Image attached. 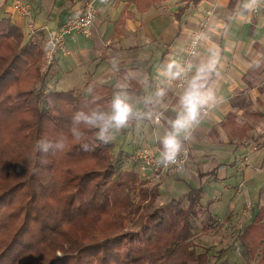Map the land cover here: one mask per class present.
Instances as JSON below:
<instances>
[{
	"label": "trees",
	"instance_id": "trees-1",
	"mask_svg": "<svg viewBox=\"0 0 264 264\" xmlns=\"http://www.w3.org/2000/svg\"><path fill=\"white\" fill-rule=\"evenodd\" d=\"M199 1L186 0L178 13ZM44 54L43 34L28 36L0 19V264H209L193 240L207 174L197 187L156 205L159 187L119 171L99 127L75 122L80 112L111 108V88L91 84L84 96L48 87ZM253 69L264 73V55ZM221 127L240 141L250 130L232 113ZM208 134L217 143L216 130ZM156 146L162 153V142ZM214 225L208 218L201 231ZM236 241L264 264V207L251 210Z\"/></svg>",
	"mask_w": 264,
	"mask_h": 264
},
{
	"label": "crops",
	"instance_id": "crops-1",
	"mask_svg": "<svg viewBox=\"0 0 264 264\" xmlns=\"http://www.w3.org/2000/svg\"><path fill=\"white\" fill-rule=\"evenodd\" d=\"M15 1L0 0V19L8 18L27 34V22L15 8ZM21 1L30 7L34 35L43 34L44 45L48 34L92 2L95 13L90 34L66 38L56 63L48 68V87L76 89L89 96L91 84H102L111 88L112 100L117 92L126 93L134 114L124 127H110L105 134L123 158L130 157L129 149L147 141L162 156L156 143L172 131L186 81L200 61L208 59L209 50H217L218 63L207 81L214 99L200 108L197 121L177 138L180 144L185 137L189 139L186 145L189 143L191 166L206 169L197 179L210 173L218 179L242 178L249 188L261 183L254 196L264 195V73L253 71L264 55V0L250 12L241 7L244 0H200L189 2L181 14L179 8L186 0ZM199 31L198 48L188 59L184 80L177 86L179 79L170 80L163 70L172 60L184 67L188 43ZM161 89L163 95H159ZM110 112L111 108L104 111ZM229 113L235 114L238 123L250 126L244 141L230 139L222 129ZM136 116L140 117L133 121ZM211 128L217 132V143L209 137ZM117 141L121 142L118 148ZM255 206L264 207V201Z\"/></svg>",
	"mask_w": 264,
	"mask_h": 264
},
{
	"label": "rangeland",
	"instance_id": "rangeland-1",
	"mask_svg": "<svg viewBox=\"0 0 264 264\" xmlns=\"http://www.w3.org/2000/svg\"><path fill=\"white\" fill-rule=\"evenodd\" d=\"M139 117L136 116L132 120L136 121ZM253 121L256 122V119H253ZM155 122H157L156 119ZM115 133L120 135L121 131ZM188 140H186V143ZM147 142L137 145L134 149H129L130 155L129 153L126 154L130 157L127 158L118 156L115 146L111 153L115 166L119 171L123 169L125 171L132 170L138 175L139 180L151 179V183L159 187L160 196L156 205L165 203L172 198L177 199L181 194L198 184L197 174L204 173L205 167L191 166L189 156L188 162L180 172H163L159 174L160 168L157 167L156 163L161 160L162 156L157 153L154 144H147ZM109 144L113 146L111 142ZM114 144L118 148L121 142L117 141ZM153 152L159 157L155 158ZM146 153V157H142V154L145 155ZM144 158H152L153 162L146 164ZM242 161H244L243 158L239 160V163L241 164ZM209 170H211V166ZM156 174L159 175V178L155 177ZM202 180H207V185L204 187L201 197L202 213L193 223V240L198 246L197 252H206L209 257V264H257L258 257L249 259L240 247L239 242L236 241V235L240 227L249 222L250 212L255 207V203L264 201L263 193L254 196L256 187L261 183L249 188L247 181L242 178L228 176L224 179H218L212 173L209 174V177L207 175L202 178ZM220 181L223 185L220 184ZM208 218L213 221L215 228L204 233L201 231V227ZM144 241V235L137 234L136 244H142Z\"/></svg>",
	"mask_w": 264,
	"mask_h": 264
},
{
	"label": "clouds",
	"instance_id": "clouds-1",
	"mask_svg": "<svg viewBox=\"0 0 264 264\" xmlns=\"http://www.w3.org/2000/svg\"><path fill=\"white\" fill-rule=\"evenodd\" d=\"M260 0H244L241 7L246 11H252ZM210 55L207 60H201L196 66L195 74L186 81V86L179 98L180 110L177 118L171 122L172 131L168 132L162 139L163 152L162 162L164 164L176 163V157L180 152L181 144L178 133L189 128L197 121L199 110L202 106L214 99L213 93L207 89V81L209 76L215 71L219 59V53L215 49L209 50ZM190 64L188 68H191ZM185 67L177 61L172 60L165 66L163 74L170 80L181 78L187 71ZM163 89L159 95H163ZM134 114L133 105L129 102V97L124 92H117L111 102V112L106 114L101 111H93L90 114L80 112L75 117V122H83L86 125L99 127L100 138L106 140V133L110 127L120 129L124 127ZM72 134L79 138L80 133L74 128ZM63 147V145H58ZM48 145L44 146L47 151Z\"/></svg>",
	"mask_w": 264,
	"mask_h": 264
},
{
	"label": "built area",
	"instance_id": "built-area-1",
	"mask_svg": "<svg viewBox=\"0 0 264 264\" xmlns=\"http://www.w3.org/2000/svg\"><path fill=\"white\" fill-rule=\"evenodd\" d=\"M15 8L21 14L22 18L27 22V34L28 36H33L35 34L34 24L32 23V15L30 7L27 4H24L21 0L15 1ZM95 9L92 5V2H89L85 5L83 11L73 17L68 18L64 23H62L54 33L48 34L47 43L45 46V54H44V64L49 67L56 63L59 52L64 46L65 40L67 37H72L74 35H82L88 36L91 32L93 26V17H94ZM202 35V31L194 34L187 46L186 49V59L184 63V67L186 68L188 65V59L193 56L198 48V43L200 41V37ZM185 74L179 78L177 86H180L182 81L184 80ZM204 112V110H202ZM158 118H156V121ZM187 137L184 138L181 144L180 152L176 157V163H168L164 164L162 162V157L159 162H157V167L160 168L159 174L163 172L170 173H178L180 172L186 165L189 160V148L186 145ZM145 153V152H143ZM147 153L142 157H146ZM146 164H150L153 162L152 158H144ZM156 178H159V175H155Z\"/></svg>",
	"mask_w": 264,
	"mask_h": 264
}]
</instances>
